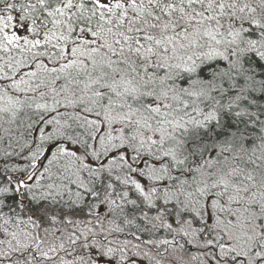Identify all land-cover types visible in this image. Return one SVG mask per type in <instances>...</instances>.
<instances>
[{
	"label": "snow or ice",
	"instance_id": "1",
	"mask_svg": "<svg viewBox=\"0 0 264 264\" xmlns=\"http://www.w3.org/2000/svg\"><path fill=\"white\" fill-rule=\"evenodd\" d=\"M0 264H264V0H0Z\"/></svg>",
	"mask_w": 264,
	"mask_h": 264
}]
</instances>
